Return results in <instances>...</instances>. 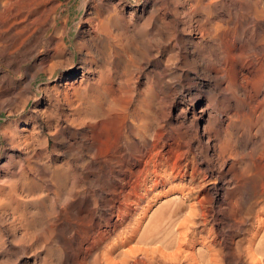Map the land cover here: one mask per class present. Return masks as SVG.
Here are the masks:
<instances>
[{"label": "bare ground", "instance_id": "6f19581e", "mask_svg": "<svg viewBox=\"0 0 264 264\" xmlns=\"http://www.w3.org/2000/svg\"><path fill=\"white\" fill-rule=\"evenodd\" d=\"M91 3L74 66L60 2L0 0L17 73L0 65V93L9 80L20 101L5 111L34 99L0 128V252L29 250L78 202L103 223L84 253L109 239L107 264H264V0Z\"/></svg>", "mask_w": 264, "mask_h": 264}, {"label": "rangeland", "instance_id": "374dc122", "mask_svg": "<svg viewBox=\"0 0 264 264\" xmlns=\"http://www.w3.org/2000/svg\"><path fill=\"white\" fill-rule=\"evenodd\" d=\"M50 2H60V6L57 9L56 14L57 21L56 24H54V27L56 25L59 26L62 23V17L68 16L67 34L64 35V40L69 45V49L74 53V66H76L78 62V52L75 49V45L82 40H87L91 33L87 18L89 16L88 10H90V6H92V0H50ZM143 3L144 0H123V3L120 4L125 7L126 12H129L130 10L132 11L133 9L140 8ZM54 27H50L47 34H49L54 29ZM32 63L33 59H29L28 61H25V63H21L22 71L24 72V68L31 66ZM0 65L2 70H5L8 73L10 72L16 77L17 73H13L11 66L3 64L1 61ZM69 69V67L59 66L56 68V72L53 77L58 76L59 74H66ZM22 77L24 78V75H22ZM46 80V75L41 72L31 79V89L36 92L37 96L41 94V92L37 90V86ZM7 83H9V80L3 84L4 91L0 93V128L3 123L22 117L33 107L34 99L30 98L26 101L23 109L11 114H7L5 111L7 107H13L15 105L19 106L20 102L16 95V90L9 86L6 88ZM2 102H5L6 105H1ZM5 144L6 141L3 135L0 133V160L4 155ZM46 193L47 191L42 188L38 194L44 197ZM43 200L44 204L49 206V201L47 199ZM94 206L95 205L92 203L88 204L87 206L86 204H79L78 202L74 203L73 209L70 210L67 216L60 215V217L55 220L57 223H55L54 227L52 228L53 231L51 235L46 233V227L45 229L43 228V223L38 225V227H36L34 230L35 234L38 235V244H32L29 247V250L26 249V251L22 253L15 254L9 251H6L7 253L5 251L0 252V262L6 260V264H107L104 258H102V253L104 252L103 250L105 249V244H107V240L109 239H103L97 244L90 243L89 249L86 250V254L84 253L86 241L84 234L85 230H87L88 234L90 233V241L93 237L92 234L95 229L103 225L101 217L98 214L93 213V211H95ZM44 213L36 215L35 220L39 219V217L42 215L44 216ZM113 218L114 217H112V219ZM42 219L44 220V218ZM119 228L120 227H118V229ZM44 235L47 236V238ZM133 242L134 241H132V243ZM118 250L115 249L110 253V255L112 254V256H115V258L118 259ZM143 258L144 257L141 255H138L134 260H123L121 263L117 262L115 264H158L152 259L144 258L143 260Z\"/></svg>", "mask_w": 264, "mask_h": 264}]
</instances>
